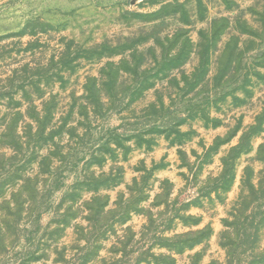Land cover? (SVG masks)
I'll return each mask as SVG.
<instances>
[{
	"label": "rangeland",
	"instance_id": "1",
	"mask_svg": "<svg viewBox=\"0 0 264 264\" xmlns=\"http://www.w3.org/2000/svg\"><path fill=\"white\" fill-rule=\"evenodd\" d=\"M0 264H264V0H0Z\"/></svg>",
	"mask_w": 264,
	"mask_h": 264
}]
</instances>
